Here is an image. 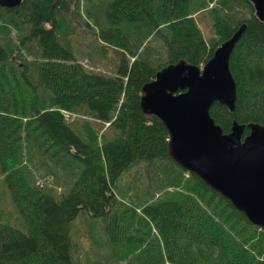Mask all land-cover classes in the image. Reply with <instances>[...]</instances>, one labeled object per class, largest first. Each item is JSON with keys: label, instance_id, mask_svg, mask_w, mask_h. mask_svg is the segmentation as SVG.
Returning a JSON list of instances; mask_svg holds the SVG:
<instances>
[{"label": "trees", "instance_id": "1", "mask_svg": "<svg viewBox=\"0 0 264 264\" xmlns=\"http://www.w3.org/2000/svg\"><path fill=\"white\" fill-rule=\"evenodd\" d=\"M209 1L0 5V177L18 211L0 216V264H264L262 228L182 168L161 119L140 107L142 86L158 69L179 59L203 65L246 22L229 58L234 111L217 101L209 111L224 132L233 119L264 124V21L250 0ZM232 4L249 15H229ZM201 11L215 33L208 40ZM81 23L100 42L88 59L105 71L77 53L71 40ZM149 36L161 43L157 56ZM97 55L108 62L93 61ZM62 108L85 124L74 125ZM47 174L51 183L38 184ZM81 218L106 236L91 238L93 257L74 238L80 227L72 232Z\"/></svg>", "mask_w": 264, "mask_h": 264}, {"label": "water", "instance_id": "2", "mask_svg": "<svg viewBox=\"0 0 264 264\" xmlns=\"http://www.w3.org/2000/svg\"><path fill=\"white\" fill-rule=\"evenodd\" d=\"M21 1L0 0V5ZM250 1L264 21V0ZM246 26L240 23L203 65L179 59L158 69L142 86L140 107L161 119L169 155L264 231V124L233 119L224 132L209 111L216 101L234 111L237 85L229 58ZM244 127L249 128L246 134Z\"/></svg>", "mask_w": 264, "mask_h": 264}, {"label": "rangeland", "instance_id": "3", "mask_svg": "<svg viewBox=\"0 0 264 264\" xmlns=\"http://www.w3.org/2000/svg\"><path fill=\"white\" fill-rule=\"evenodd\" d=\"M79 3L80 4H87V5L91 6L90 4L97 3V0H79ZM216 4H217L216 0L209 1V6L216 5ZM235 7L236 6L234 4L230 5V9L228 11L229 15L234 16V17L240 16V15H243V16L249 15V12L245 6L238 5L237 9H235ZM201 15H203V18L201 20L199 19V24L202 27L203 34L205 35V38L208 40L211 37H213L215 35V33H214V31H212L213 29H212L211 24L209 22V20H210L209 14L208 13L205 14L204 11H201L198 14H196V16H201ZM207 17L209 18V20ZM89 22L91 23L92 29H94V30L99 29V27L96 25V20H94V19L89 20ZM77 30L79 31V34L71 41H72V43H74V46L77 49V53L78 54L80 53V57L82 56L81 60L85 61V63H88V65H93V64H91L92 63L91 60L88 59V54H93V52H90L91 49L96 48V45H99L100 42H99V40H95L94 37H91L90 35L83 32V30H85V25L83 23L78 25ZM87 32H89V31H87ZM83 33H84V35H83ZM146 45H148L147 48H149L150 54L152 56H157V54L162 53L160 51L161 50L160 41L153 38V36H149L146 39ZM108 50H109L110 56L115 60V54H113L114 52L109 48H108ZM86 59L88 62L86 61ZM92 60L95 62H101V61L108 62V60L105 59V57H102L99 55H97L96 57L93 56ZM93 66L98 68V70H101V71L106 70V69H103L102 67H98L95 65H93ZM71 113L73 116L71 119H69V121L74 120L73 121L74 125L80 126L79 124H85L86 118L84 115H81L78 112H75L76 114L74 112H71ZM95 122L98 126H101V127H105V125L107 124V123H105L104 125H102V122H100V121H95ZM39 178L37 179V183L40 185H43L46 182L51 183V181H52V176L50 174H47L44 177H39ZM55 189H56V192H58L59 187L58 188L56 187ZM15 207L16 206L12 203L11 198L9 196V192L6 189V187L3 185V183L1 182V177H0V216L2 217L5 215V217L7 216L8 219H11L13 217L16 218V216H18V211ZM72 223H70V225ZM75 226L80 227L81 232H82V235H77L74 237L75 240L79 243L82 241L83 243L85 242V244H88L92 249L90 256L93 257L95 252L97 251L96 250L97 246L93 243L91 238L94 237L96 240L105 241L106 236L103 234V232L100 230V228L97 225H95L94 223H92L91 220H89V219L81 218V219L77 220L76 222H74L72 232H74L73 230H75L74 229ZM80 229H79V231H80ZM70 233H71V231H70ZM72 235H73V233H72ZM103 249H105V248H103ZM131 259H132L131 256L127 257L128 261ZM116 263L117 264H125V263H121V261H116ZM126 263H128V262H126Z\"/></svg>", "mask_w": 264, "mask_h": 264}, {"label": "built area", "instance_id": "4", "mask_svg": "<svg viewBox=\"0 0 264 264\" xmlns=\"http://www.w3.org/2000/svg\"><path fill=\"white\" fill-rule=\"evenodd\" d=\"M61 111H62L64 118H66L67 120L72 118L73 115L69 110L62 108Z\"/></svg>", "mask_w": 264, "mask_h": 264}]
</instances>
